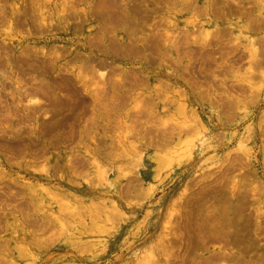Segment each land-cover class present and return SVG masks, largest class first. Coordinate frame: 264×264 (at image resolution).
I'll list each match as a JSON object with an SVG mask.
<instances>
[{"label":"rangeland","instance_id":"374dc122","mask_svg":"<svg viewBox=\"0 0 264 264\" xmlns=\"http://www.w3.org/2000/svg\"><path fill=\"white\" fill-rule=\"evenodd\" d=\"M0 259L264 264V0H0Z\"/></svg>","mask_w":264,"mask_h":264},{"label":"bare ground","instance_id":"6f19581e","mask_svg":"<svg viewBox=\"0 0 264 264\" xmlns=\"http://www.w3.org/2000/svg\"><path fill=\"white\" fill-rule=\"evenodd\" d=\"M121 1H122V0H121ZM123 2H124V1H123ZM104 3H105V2H104ZM107 4H108V3H107ZM124 6H125V5H124ZM213 6H214V5H213ZM217 6H218V5H217ZM219 6H220V5H219ZM219 6H218V7H219ZM107 7H108V6H107ZM111 7H112V6H110L109 9H110ZM224 7H225V6H224ZM112 8H113V7H112ZM112 8H111L110 10H112ZM127 8H128V6H127ZM211 8H213V7L211 6ZM107 9H108V8H107ZM113 9H114V8H113ZM123 9H124V8H123ZM225 9H226V8H225ZM216 10H218V9H216ZM13 11H14V10H13ZM94 11H95V10H94ZM125 11H126V10H125ZM128 11H129V10H128ZM218 11H219V10H218ZM11 12H12V11H11ZM18 12H19V11H18ZM18 12H17V13H18ZM109 12H111V11H109ZM240 12H241V11H240ZM14 13H15V11H14ZM17 13H15V14L18 15ZM60 13H61V12H60ZM221 13H222V12H221ZM227 13H228V12H227ZM229 13H230V12H229ZM19 14H21V13H19ZM67 14H68V13H67ZM99 14H100V13H99ZM109 14H111V13H109ZM11 15H12V14H11ZM11 15H10V16H11ZM26 15H27V14H26ZM107 15H108V14H107ZM220 15H221V14H220ZM15 17H16V16H15ZM11 18H12V17H11ZM63 18H64V17H63ZM14 19H15V18H14ZM18 19H19V18H18ZM41 19L43 20V17H41ZM13 21H14V20H13ZM9 22H10V20H9ZM42 22H43V21H42ZM44 23H45V22H44ZM9 24H10V23H9ZM9 24H8V25H9ZM9 26H10V25H9ZM9 26H8V28H9ZM207 33H208V32H207ZM206 35H207V34H206ZM208 36H209V35H208ZM208 38H209V37H208ZM210 39H211V38H210ZM210 39H209V40H210ZM251 44H252V42H251ZM254 44H255V43H254ZM251 46H252V45H251ZM252 47H253V46H252ZM88 52H89V51H88ZM249 52L251 53V51H249ZM90 53H91V51H90ZM252 53H253V54L256 53V50H255L254 47H253V49H252ZM94 59H95V58H94ZM101 75H103V74L101 73L99 76L101 77ZM15 76H16V75H15ZM15 80H16V79H15ZM94 93H95V92H94ZM184 104H185V103H184ZM6 107H7V106H6ZM21 108H22V107H21ZM27 109H28V108H27ZM31 109H32V108H31ZM193 114H194V113H192V115H193ZM185 119H186V118H185ZM6 124H7V122H6ZM6 124H5V125H6ZM186 126H187V125H186ZM1 127H2V126H1ZM5 127H6V126H5ZM183 128H184V125H183ZM39 129H40V128H39ZM3 131H5V130H3ZM31 133H32V132H31ZM178 134H179V133H178ZM197 135H198V134H197ZM199 135H200V140L198 139V140H199V144L202 145V144H203V141H204V137H205V135H207V132H205V129H203V130H201V134H199ZM213 136H214V135H213ZM193 137H194V136H193ZM208 138H209V137H208ZM172 139H173V138H172ZM172 139H171V140H172ZM185 139H186V138H185ZM194 140H195V139H194ZM209 140H210V138H209ZM184 141H185V144H183ZM196 141H197V140H196ZM48 143H49V142H48ZM165 143H166V142H165ZM180 144H182V145H174V146H172L170 149H169L170 146H169V144H168V146H169V147H168V151H170L171 154H174V153L177 154L176 156H179V155L182 156L181 154H183V153H184V155H185V152H186V153H187V152H188V153H191V152H189V150L192 148V147L190 148V146H194V144H193V139H192V138H191V139L187 138L186 140H183ZM191 144H192V145H191ZM201 145H200V146H201ZM243 147H244V146H243ZM166 148H167V147H166ZM237 148H238V147H237ZM238 149H239V148H238ZM165 150H166V149H165ZM28 151H29V150H28ZM190 151H191V150H190ZM164 153H165V152H164ZM168 153H169V152H168ZM170 153H169V155H170ZM188 153H187V154H188ZM178 154H179V155H178ZM176 156H174V157H176ZM189 156H190V155H189ZM170 157H171V156H170ZM170 157H169V158H170ZM176 158H178V157H176ZM175 160H176V159H175ZM169 161H170V160H169ZM167 163H168V161H167ZM120 169H121V168H120ZM122 171H123V169H122ZM126 171H127V170H126ZM126 171H125V172H126ZM127 172H128V171H127ZM123 174H125V173L123 172ZM126 174H127V173H126ZM184 188H185V187H184ZM42 189H43V188H42ZM43 190H44V189H43ZM172 203H173V202H172ZM172 203H171V204H172ZM174 204H175V203H174ZM169 207H171V206H169ZM169 207H168V208H169ZM115 208H116V207H115ZM109 211H110V210H109ZM115 212H116V211H115ZM171 213H172V210H171V209H168V210L166 209V212H165V214H164L165 219H163V221H162V222H163V225L168 223V221H169V219H170V216H171ZM116 214H117V213H116ZM107 219H108V218H107ZM160 227H161V224H160ZM111 228H112V227H111ZM161 228H162V227H161ZM202 238H203V237H202ZM203 239H204V238H203ZM203 241H204V240H203ZM25 246H26V245H25ZM34 246H35V245H34ZM40 247H41V246H40ZM209 250H210V249H209ZM137 252H138V248L134 250V252H133L134 255H136ZM212 252H213V251H212ZM212 252L209 253V254L211 255ZM215 252H216V251H215ZM215 252H213V254H212L213 256H214V253H215ZM217 252H218V251H217ZM229 254H230V253H229ZM199 255H200V254H199ZM207 255H208V254H207ZM210 255H209V257H212V256H210ZM218 255H220V254L217 253V255H215V256H218ZM222 255H223V254H222ZM226 255H227V254H224L223 257L226 256ZM231 255H232V254H231ZM130 256H131V255H130ZM194 257H195V256H194ZM218 257H220V256H218ZM227 257H229V256L227 255ZM203 258H204V257H203ZM205 258H207V257H205ZM215 258L217 259V257H214V258L212 257L213 260H214ZM220 258H221V257H220ZM212 259H211V261H210V264H212V263H211V262H212ZM216 259H215V260H216ZM0 260H1V259H0ZM118 260H121V259H118ZM202 260H203V259H202ZM202 260H201V261H202ZM204 260H205L204 262H206V259H204ZM220 260H221V259H220ZM220 260H219V261H220ZM222 260H225V259L223 258ZM121 261H122V260H121ZM137 261H138V260H137ZM139 261H140V260H139ZM139 261H138V262H139ZM216 261H218V260H216ZM0 262H2V261H0ZM207 262H208V260H207ZM214 262H215V261H214ZM214 262H213V263H214ZM221 262H223V261H220V263H221ZM224 262H225V261H224ZM227 262H228V261H227ZM4 263H5V262H4ZM139 263H140V262H139ZM218 263H219V262H218ZM5 264H6V263H5ZM200 264H201V263H200ZM205 264H206V263H205ZM207 264H209V262H208ZM215 264H216V263H215ZM222 264H224V263H222ZM226 264H227V263H226ZM228 264H229V263H228Z\"/></svg>","mask_w":264,"mask_h":264}]
</instances>
